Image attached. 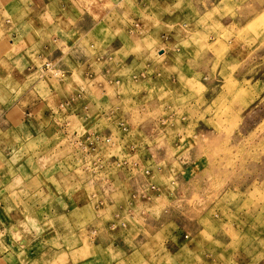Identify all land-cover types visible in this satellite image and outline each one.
Instances as JSON below:
<instances>
[{"label": "crops", "instance_id": "crops-1", "mask_svg": "<svg viewBox=\"0 0 264 264\" xmlns=\"http://www.w3.org/2000/svg\"><path fill=\"white\" fill-rule=\"evenodd\" d=\"M137 1L0 0V264H160V239L172 257L196 250L153 216L164 150L137 98L162 47L145 6L120 19Z\"/></svg>", "mask_w": 264, "mask_h": 264}, {"label": "rangeland", "instance_id": "rangeland-1", "mask_svg": "<svg viewBox=\"0 0 264 264\" xmlns=\"http://www.w3.org/2000/svg\"><path fill=\"white\" fill-rule=\"evenodd\" d=\"M137 2L120 19L138 22L133 13L145 6L162 47L148 49L145 72L156 78L140 80L137 98L150 104L147 135L165 151L155 161L163 177L156 188L167 202L153 216L171 222L166 236L177 231L196 249L172 257L160 239L156 262L264 264V0Z\"/></svg>", "mask_w": 264, "mask_h": 264}, {"label": "built area", "instance_id": "built-area-1", "mask_svg": "<svg viewBox=\"0 0 264 264\" xmlns=\"http://www.w3.org/2000/svg\"><path fill=\"white\" fill-rule=\"evenodd\" d=\"M41 72H42L43 75L51 74L53 76H60V77L64 76V72L53 68L50 63H45L42 66V71Z\"/></svg>", "mask_w": 264, "mask_h": 264}]
</instances>
